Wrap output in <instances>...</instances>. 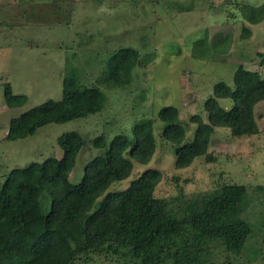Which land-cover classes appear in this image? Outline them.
I'll use <instances>...</instances> for the list:
<instances>
[{
    "label": "rangeland",
    "instance_id": "rangeland-1",
    "mask_svg": "<svg viewBox=\"0 0 264 264\" xmlns=\"http://www.w3.org/2000/svg\"><path fill=\"white\" fill-rule=\"evenodd\" d=\"M262 2L0 0V181L14 167L60 157L57 137L76 131L84 142L69 180L79 182L85 163L98 153L91 142L95 136L103 135L107 141L117 134L131 136L136 123L150 119L155 143L147 162L131 159L130 174L112 182L105 192L125 189L148 168L157 171L154 196L166 199L193 196L222 184H243L247 192L240 215L250 233L239 255L227 254L216 245L208 264H264V100L254 107L257 133L236 136L227 128H216L204 152L183 165L176 164L172 144L161 137L163 124L157 115L160 107L175 106L191 140L195 124L190 117L199 114L206 119L203 103L216 82L232 85L239 64L264 76L256 57L264 52V19L250 25L240 15L242 4ZM243 24L251 29L244 37ZM205 31L209 41L230 35L228 51L211 50L206 59L194 57L193 43ZM119 47L137 49L140 58L127 86L108 88L100 75L106 58ZM73 68L81 84L103 91V108L84 117L47 123L23 139H4L10 118L47 99L61 98L63 76ZM5 82L12 93L26 95L23 105L5 104ZM219 101L231 105V100ZM73 264L140 263L125 250L116 254L102 248Z\"/></svg>",
    "mask_w": 264,
    "mask_h": 264
},
{
    "label": "trees",
    "instance_id": "trees-1",
    "mask_svg": "<svg viewBox=\"0 0 264 264\" xmlns=\"http://www.w3.org/2000/svg\"><path fill=\"white\" fill-rule=\"evenodd\" d=\"M240 15L250 25L261 22L264 2L242 4ZM250 33L243 24L241 36ZM229 39L224 35L209 41L205 31L193 43L192 55L206 59L211 50L226 53ZM139 56L132 47L115 49L105 60L100 82L108 88L127 86ZM256 57L264 70V52ZM3 95L8 107L21 106L27 99L12 93L8 82ZM220 99L231 100V105L223 106ZM263 100L264 76L239 64L232 85L222 80L213 85L203 103L206 119L199 114L190 117L195 124L191 140L173 105L158 110L161 137L172 144L176 164H187L204 152L216 128H227L236 136L257 133L254 107ZM104 103L103 91L81 84L73 68L63 76L61 98L47 99L10 118L4 139H23L47 123L87 116ZM151 127L149 119L136 123L131 136L117 134L109 141L95 136L91 142L98 153L85 163L76 183L70 182L69 174L84 142L76 131L57 137L60 157L10 169L0 181V264H73L102 248L116 254L125 250L140 264H208L216 245L239 255L250 233L240 215L247 192L243 184H222L193 196L166 199L154 196L157 171L148 168L125 189L105 192L112 182L130 174L131 159L147 162L155 143Z\"/></svg>",
    "mask_w": 264,
    "mask_h": 264
}]
</instances>
